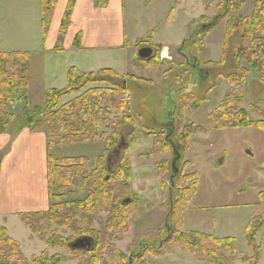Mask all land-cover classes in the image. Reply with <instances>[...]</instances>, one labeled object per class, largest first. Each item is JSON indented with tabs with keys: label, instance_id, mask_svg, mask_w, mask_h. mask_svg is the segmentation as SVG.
Returning <instances> with one entry per match:
<instances>
[{
	"label": "trees",
	"instance_id": "obj_1",
	"mask_svg": "<svg viewBox=\"0 0 264 264\" xmlns=\"http://www.w3.org/2000/svg\"><path fill=\"white\" fill-rule=\"evenodd\" d=\"M58 0H41V16L44 36L51 26ZM77 0H69L65 15L59 30V45L66 36L71 25V14ZM97 5L106 7L107 0H92ZM183 0H176L180 4ZM206 4H216V22L214 25H200L197 32L180 46L197 51L201 56L204 40L208 32L225 21L223 44L233 35H240L247 41L257 35L252 50L240 43L239 55L258 71L264 72V0H256L254 14L244 17L241 5H233V0H202ZM241 4L242 2L238 0ZM218 2V4L216 3ZM231 2V6L228 5ZM208 10V7L206 8ZM210 9V8H209ZM174 9L169 11L167 20H171ZM241 12V13H240ZM205 17V16H204ZM223 18V20H222ZM156 50L152 58L140 60L138 68H157L168 61L161 60L162 47L154 45ZM191 41V43H190ZM189 42L190 44H186ZM148 42H139L138 48ZM235 43V42H234ZM246 43V42H245ZM79 39L76 46L79 47ZM188 46V47H187ZM245 46V49H242ZM219 62H208L198 81L203 83L213 69H220L226 64V50ZM237 56L241 66L242 58ZM187 57V56H186ZM32 55L30 53L0 54V135L20 134L24 130L43 132L47 139V185L50 201H61L70 196L71 202H50L46 211L27 212L18 215L26 229L34 238L47 242L46 245L59 244L68 249L73 259L82 264H128V257L116 249V241L123 238L130 229L132 217L145 213V201L135 193L132 187L133 169L130 158V148L122 150L117 158L116 167H111L109 158L114 156L119 147V135L130 123L131 103L126 98L132 89L127 87L128 79L136 77L121 76L111 69H103L80 75L76 69L68 73V83L64 90H50L42 105L30 106L29 83ZM175 64V63H172ZM183 64H180V66ZM179 66V67H180ZM175 70V69H174ZM170 69V76H175L184 87L194 83L191 70L185 69L175 75ZM245 71V70H244ZM173 73V74H172ZM245 73V72H243ZM229 87V94L221 105L215 109L207 119L208 126L216 131L256 128L264 131V106L250 105L249 109L241 107L243 101L238 93L242 78L238 73L219 74ZM264 78V74L262 73ZM210 78V77H209ZM216 80L206 90L204 98L195 93L181 94L174 104L176 111L171 115L174 122L169 129V135L152 133L155 144L149 150L146 159L157 155L171 154L169 160L156 164L158 184L163 195V207L166 218L159 230L162 248L156 250L150 247L142 252L141 258L148 255L164 256V248L180 249L184 253L196 258L200 264H234L236 261L248 264H262V245L258 243V236L264 232V218L260 214L251 216L244 232V238L249 246V253L239 256L236 251V240L231 237L218 238L213 235L196 231L184 232L185 212L192 206L197 196L198 183L195 174H186L188 161L183 159L182 153L190 149V139L194 133H183L184 119L198 110L202 101H206L209 94L216 88ZM145 81V80H144ZM212 81V80H211ZM67 103L61 104V99L76 95ZM20 106V115L12 111V107ZM113 115V116H112ZM255 118L252 119L251 117ZM170 122V123H171ZM180 129H183L180 133ZM197 131L204 128L199 126ZM195 132V131H191ZM123 138V136L121 137ZM104 141L106 148L98 157L96 164L87 156L58 158L49 151L57 148L72 147L84 143H99ZM176 161L178 174L174 173L173 161ZM95 167V168H93ZM185 173V174H184ZM264 177V170H263ZM83 195L84 198H80ZM264 204V191L258 195L255 207ZM51 209V210H50ZM98 225V228L95 226ZM70 237H66L67 234ZM80 239H89L90 246L86 249L73 250L72 244ZM48 254L31 260L22 252V245L14 240L6 227L0 225V264H50ZM45 260V261H43ZM55 264H59L56 262ZM143 264H152L144 262Z\"/></svg>",
	"mask_w": 264,
	"mask_h": 264
},
{
	"label": "rangeland",
	"instance_id": "obj_2",
	"mask_svg": "<svg viewBox=\"0 0 264 264\" xmlns=\"http://www.w3.org/2000/svg\"><path fill=\"white\" fill-rule=\"evenodd\" d=\"M107 1L110 6L116 7V0ZM240 1L242 4L238 0H233V5H241L242 13H240L244 17L252 16L256 0ZM216 3L218 4V2ZM124 4L127 40L148 42L152 37L153 44L159 43L166 47L164 49L162 47V50L165 51V57L168 56L170 63L162 64L157 68L135 69L130 63H124L127 60L125 57L135 51V45L130 46V43H127V46L121 50L116 49L110 52L111 58L120 55V62L113 66L118 73L132 74L138 78L137 80L128 79L130 82L127 87L132 90L127 93L126 98L131 103L130 116L132 120L127 123L130 126L122 131L123 138L119 135V141L121 140L119 146H122V149L130 148L133 169L132 187L135 193L144 199L145 204L143 205L144 209L146 208L143 215L132 217L130 229L126 231L122 239L116 241V249L128 257V264H143L144 262L200 264L194 256L184 253L178 248H164V256L148 255L141 258L142 252L148 248L154 247L159 250L163 246L158 230L166 218V213L162 209L165 203H163V195L158 184L159 174L155 170V166L163 160H169L171 154L157 155L151 159H146L143 156L147 155L150 152L149 149L155 144L152 133L160 134L162 132L168 136L171 124L174 122L175 126L178 123L177 120L171 122V115L176 111L174 101L181 94L188 93H195L199 98H204L206 90L212 85L216 76V88L209 94L205 102H201L196 112L183 120L185 128L184 130L180 129V133L183 130L182 134L194 133L190 139L189 151L183 152L182 156L184 160L188 161L185 173L195 174L198 183L197 196L192 206L185 212L183 231H196L218 238H234L239 256L245 253L251 254L244 238V232L252 215L260 214L264 218V204L259 208L255 207L258 195L264 191V131L256 128L216 131L208 126L207 119L229 94L230 87L223 77H218L219 74L228 75L239 72L243 83L238 92L243 101L241 107L249 109L250 105L264 106V78L262 77L264 72L261 73L258 69H254L238 53L239 46H242L240 43L252 50L256 45V40L262 36L257 35L245 41L241 37L243 32H239L242 34H232L233 37L223 44L225 22H228L229 17L225 16V21L220 22L210 30L211 32L207 33L201 56H198L197 51L191 47H185L182 51L185 52L186 57L179 52L180 46L189 38V35L196 34V27L202 24H215L218 15L216 4L212 6L213 3L206 4L202 0H183L180 4L176 3V0H124ZM228 5L231 6V2ZM171 8L175 11L171 15L170 22H167L166 17ZM224 46L227 47L225 49L226 64L223 68L213 69L210 74L208 73V79L201 84L197 79L206 69V64L219 62L223 56ZM245 46L242 49H245ZM147 47L153 50L154 56L156 49L150 43L141 46L139 51ZM88 54L89 59L92 53ZM238 55L242 58L241 66L236 59ZM86 56L84 54L82 58ZM180 64L183 65L180 66ZM170 69H175L173 72L175 75H179L182 70L190 69L191 77L194 76L196 81L182 87L177 77L170 76ZM80 94L83 92L61 99V104L67 103L68 100ZM38 95L40 94L37 92ZM34 96L35 93L28 95L30 106L33 104L34 106L42 105L44 98L41 100L40 97H36L32 100L31 98ZM20 109L21 107L18 105L12 107V111L19 115ZM198 125L203 127L204 131L195 130ZM10 135L14 137L12 132ZM105 148L106 145L102 141L55 148L49 152L58 158L87 156L93 160L95 165ZM7 153L8 150H4L1 153L2 157ZM110 165L113 167L112 164ZM46 188L48 191V185ZM80 196V198H84L83 195L80 194ZM47 197L49 204L50 202L54 204L74 200L70 196H66L61 201L54 202L49 200V194ZM0 225H6L10 236L22 244V252L29 260L40 259L44 253H47L50 264L56 262L59 264H82L74 260L69 250L59 244L48 246L47 242L34 238L18 217L0 216ZM95 227L98 228V225ZM66 237H70V234L68 233ZM258 243L262 245V264H264V232L259 234ZM72 249L79 250V248ZM234 264L248 263L236 261Z\"/></svg>",
	"mask_w": 264,
	"mask_h": 264
},
{
	"label": "crops",
	"instance_id": "obj_3",
	"mask_svg": "<svg viewBox=\"0 0 264 264\" xmlns=\"http://www.w3.org/2000/svg\"><path fill=\"white\" fill-rule=\"evenodd\" d=\"M68 1H57L51 26L44 36L41 0H0V54L32 55L29 83V95L35 93L32 100L40 97L44 101L50 90H64L71 69H76L80 75L111 69L121 76L136 77L120 74L113 68L121 58L120 55L111 58L110 52L123 49L127 43L134 44L135 51L125 57L124 63L141 69L137 66L141 60L137 45L142 40H127L124 0H116L114 8L110 4L99 6L92 0H77L71 25L59 45V30ZM88 53H92L89 59ZM84 54L87 56L82 58ZM165 54L162 50V61L166 60ZM37 92L40 95L37 96ZM4 150L8 153L2 157ZM0 152V216L18 217L21 213L48 210L46 135L28 129L14 137L10 133L0 135Z\"/></svg>",
	"mask_w": 264,
	"mask_h": 264
},
{
	"label": "water",
	"instance_id": "obj_4",
	"mask_svg": "<svg viewBox=\"0 0 264 264\" xmlns=\"http://www.w3.org/2000/svg\"><path fill=\"white\" fill-rule=\"evenodd\" d=\"M153 56V50L149 47L147 48H143L141 49L139 52H138V57L141 59V60H148L150 59L151 57ZM123 145V144H122ZM122 146H119L118 149L116 150V152L114 153V155L118 158L119 155L121 154V151H122ZM179 159L176 158L174 161H173V170H174V173L175 174H178L179 170L177 169L176 167V161ZM110 162V161H109ZM110 164V163H109ZM90 240L89 239H80V240H77L76 242H74L72 244V248L74 249H86L88 246H90Z\"/></svg>",
	"mask_w": 264,
	"mask_h": 264
},
{
	"label": "flooded vegetation",
	"instance_id": "obj_5",
	"mask_svg": "<svg viewBox=\"0 0 264 264\" xmlns=\"http://www.w3.org/2000/svg\"><path fill=\"white\" fill-rule=\"evenodd\" d=\"M122 153V152H121ZM121 155V154H120ZM119 155V156H120ZM119 158V157H118ZM109 163L113 165V168L116 167V163H117V157L114 155L112 157L109 158Z\"/></svg>",
	"mask_w": 264,
	"mask_h": 264
}]
</instances>
